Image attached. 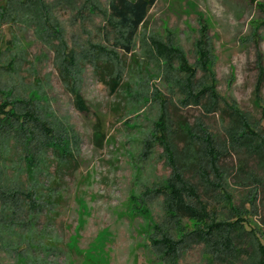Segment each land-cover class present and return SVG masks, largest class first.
<instances>
[{"label": "rangeland", "instance_id": "rangeland-1", "mask_svg": "<svg viewBox=\"0 0 264 264\" xmlns=\"http://www.w3.org/2000/svg\"><path fill=\"white\" fill-rule=\"evenodd\" d=\"M108 3L0 0V264H260L257 237L241 233L251 247L225 260L206 221L168 208L156 188L170 167L156 137L166 98L174 116L225 138L219 114L182 105L192 69L199 83L213 75L224 101L264 136V0H158L131 52L106 26ZM26 113L34 120L21 121ZM32 186L35 202L4 192ZM230 190L245 203L250 188Z\"/></svg>", "mask_w": 264, "mask_h": 264}, {"label": "trees", "instance_id": "trees-1", "mask_svg": "<svg viewBox=\"0 0 264 264\" xmlns=\"http://www.w3.org/2000/svg\"><path fill=\"white\" fill-rule=\"evenodd\" d=\"M158 0H109L106 26L114 31L123 41L128 52L132 50V44L137 38L141 27L146 23L151 9ZM40 3V2H39ZM45 5V0H41ZM209 37L203 35L198 42L199 57L203 59L205 71L208 68L212 47ZM160 52H165L158 47ZM210 72V71H209ZM190 79L183 87L184 99L182 105L187 107L192 104L199 105L207 113L219 114L225 121L224 139L213 132L203 121L190 123L186 119H180L178 114L173 115L166 102L163 103L160 121L157 127L158 144L163 147L162 158L170 167V174L164 179V183L156 188L159 194L169 204L168 208L176 216L183 218H200L209 224L213 234L223 240L221 245L213 244L221 257L227 259L229 255L237 256L239 253H247L245 237L241 233L257 237L260 243L258 251L261 252L264 264V242L256 232L255 222L261 212L264 201V136L255 129V122L249 121L244 116V109L234 103L224 101V97L217 89V80L209 76L210 83H199L194 80L196 70L187 71ZM106 82V77L104 79ZM111 84V83H109ZM119 86L120 83H116ZM260 90V84L257 87ZM116 91V90H115ZM77 105L81 110H86V105L81 98L80 91L72 88ZM222 101V102H221ZM261 102V101H260ZM224 104V105H222ZM260 107H262L260 103ZM8 109L5 110L7 112ZM30 115L21 116L25 120ZM100 130H95V135ZM51 132V130H49ZM51 136V135H50ZM31 139H33L31 137ZM33 142H30L32 146ZM31 147L25 148L24 159L30 168L35 162L36 156ZM59 154V149L54 150ZM70 157L73 152H67ZM235 156V161L230 163L228 156ZM237 160V162H236ZM236 183L250 188L243 198L244 202H235V195L231 187ZM4 191V190H2ZM5 195L22 196L30 201L37 193V188L32 186L27 192L20 187L14 190H5ZM222 204V208H213L210 201ZM35 202V199H33ZM37 205L36 203H34ZM264 207V204H263ZM217 208V209H216ZM230 214V215H229ZM264 216V215H263ZM255 231V232H254ZM198 231H191L193 236H201ZM212 240V238H211ZM242 251V252H241Z\"/></svg>", "mask_w": 264, "mask_h": 264}]
</instances>
